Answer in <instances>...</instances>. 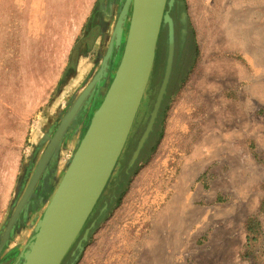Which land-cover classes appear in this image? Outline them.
<instances>
[{"label":"rangeland","instance_id":"obj_1","mask_svg":"<svg viewBox=\"0 0 264 264\" xmlns=\"http://www.w3.org/2000/svg\"><path fill=\"white\" fill-rule=\"evenodd\" d=\"M107 1L0 0V237L46 137L103 65L125 2ZM178 5L170 11L178 19L175 59L157 133L130 167L163 79L167 25L135 133L78 238L95 225L76 264H264V0ZM129 22L84 124L78 116L53 154L40 181L56 155L51 185L38 183L29 203L43 199L19 222L0 263L16 264L33 236L112 82ZM78 240L62 264L73 262Z\"/></svg>","mask_w":264,"mask_h":264},{"label":"water","instance_id":"obj_2","mask_svg":"<svg viewBox=\"0 0 264 264\" xmlns=\"http://www.w3.org/2000/svg\"><path fill=\"white\" fill-rule=\"evenodd\" d=\"M135 2L136 0H125L123 8L119 11L103 65L91 80V84L95 82L94 88L101 83L108 67L107 62L122 46L127 21H130L123 53L113 74L112 82L99 107L93 112L89 126L66 172L16 264H19L22 259L21 264H62L78 240L125 149L151 78L161 29L167 25V51L163 79L149 121L133 152L130 167L139 159L153 132L168 93L174 65L175 28L170 11L175 0H141L138 10ZM181 14L183 19L187 17L184 12ZM81 96L82 94L72 103L71 108ZM71 108L56 128L53 139L46 137L48 145L0 237V253L7 246L19 222L33 206L29 200L33 196L34 186L43 177H41L40 169L51 142L58 137L62 125L65 124L66 128L57 142V149H55L57 152L71 125L77 120V116H73L70 120ZM30 189V196L26 200ZM94 226L92 224L91 228L86 229L82 238L78 240L76 250L71 254L74 258L71 264H76L79 260ZM37 234L38 239L34 241V235Z\"/></svg>","mask_w":264,"mask_h":264},{"label":"flooded vegetation","instance_id":"obj_3","mask_svg":"<svg viewBox=\"0 0 264 264\" xmlns=\"http://www.w3.org/2000/svg\"><path fill=\"white\" fill-rule=\"evenodd\" d=\"M112 0H108L107 1V4H109L110 2H111ZM178 1L179 0H176V3H175V7H174V9L175 8H179V5H178ZM113 2L114 3H116L117 2V4L121 7V4H120V2H121V0H113ZM109 8V7H108ZM103 14V13H102ZM103 15H101V17H102ZM97 18H98V16H97ZM172 18H173V20H174V25H175V27H176V25H177V21H178V19H177V17L173 14L172 15ZM181 19L182 18H180V21H181ZM96 20V17H95V19L93 20V21H95ZM95 24H93V26H94ZM100 29H101V25H99V26H95V27H93L92 28V30H91V32H90V35H91V37H93L92 35L97 31L98 32V34H97V37H95L94 38V40H93V43L91 44L92 45V47H95V44H96V42L98 41V36L100 35ZM164 30V29H163ZM162 31V30H161ZM90 35H89V38H90ZM85 43H87L86 41H85ZM87 46L90 48V45L89 44H87ZM156 55H157V52H156ZM154 65H155V63H154ZM153 71H154V66H153ZM153 71H152V73H153ZM152 76V75H151ZM105 79H106V76H105V78H102V80H101V83H99L97 86L98 87H96V94L94 95V97L85 105V108H84V110H83V113H81L80 115H79V117H80V123L84 120V114H85V112H87V111H89L90 110V108H91V103L94 101V99H95V97H96V95H97V93L99 92V89L102 87V85L104 84V82H105ZM150 83V82H149ZM171 83H172V79H171V81H170V84H169V87H168V93H167V96H168V94H169V90H170V87H171ZM161 113H162V109H161V111H160V113H159V116H158V119H157V121H156V124H155V126H154V129H153V132L151 133V135H150V137H149V140H148V142L146 143V145H145V147H144V149H143V151L142 152H144V150H145V148L149 145V143L151 142V140L154 138V136L156 135V133H157V128H158V123L160 122V120H161ZM79 123V124H80ZM83 124H84V122H82ZM140 123V122H139ZM141 124V123H140ZM138 125V124H137ZM135 126H136V124H135ZM135 129H136V127H134L133 126V134L135 133ZM132 133V132H131ZM132 134V135H133ZM51 135H53V133L51 134ZM50 136V135H49ZM131 136V135H130ZM130 136H129V140H128V142L130 141ZM48 143V142H47ZM142 152H141V154H142ZM133 153V151L131 152V154ZM130 157H131V155H130ZM130 157L129 158H127V164H128V162H129V160H130ZM56 159H57V156L55 155V157H54V159H53V162H52V165H51V167H50V172H49V174L48 175H46V177L45 178H43V180H42V182H40L39 183V186H40V184L42 185L43 184V181H44V187H46L47 185L48 186H50L51 184H50V174H51V170L53 169V167H55V164H56ZM127 166V165H126ZM127 169V168H126ZM45 179V180H44ZM47 179V180H46ZM36 191H37V193H39V191H38V189H36ZM39 194H41L42 195V192H40ZM44 195V194H43ZM42 195V196H43ZM42 196H38L39 198H41V199H43L42 198ZM39 198L38 199H36L35 201H37L38 203H34V204H32L33 206H35V204H36V206L41 202L40 200H39ZM0 264H2V261H1V263Z\"/></svg>","mask_w":264,"mask_h":264},{"label":"bare ground","instance_id":"obj_4","mask_svg":"<svg viewBox=\"0 0 264 264\" xmlns=\"http://www.w3.org/2000/svg\"><path fill=\"white\" fill-rule=\"evenodd\" d=\"M136 8H137V10L140 8V6H141V0H136ZM92 82V81H91ZM91 82L89 83V84H91ZM89 84H88V88H85L84 90H83V92L81 93L82 94V96L80 97V99L77 101V103L74 105V107H72L71 109V112H70V114H69V118H70V120L71 119H73V116L75 117V116H79V113H81L82 112V110H84V108H85V104L87 103V102H89L88 100L90 99V97L92 96V94L94 93V91H95V88H94V86H95V82H93L90 86H89ZM63 127H62V130H61V132L59 133V135H58V137L54 140V142H51V144H50V149H49V151H48V153H47V155H46V157L44 158L45 160L43 161V163H42V166H41V169H40V173H41V177H42V175L44 174V172H45V170H46V167H47V165L48 164H50L49 162H50V160L52 159V157H53V154H54V152L56 151L55 149H57V142L59 141L58 139H59V137H61V135H62V133H63V131H64V129L66 128V125L64 124V125H62ZM55 136V135H54ZM53 139V138H52ZM51 139V140H52ZM47 180V179H46ZM44 184V183H43ZM37 185L38 184H36L35 186H34V189H33V191L35 190V188L37 187ZM32 187H33V185L31 186V189H32ZM42 188H45L44 187V185H42ZM31 189L29 190V193L27 194V196H26V200H27V198H29V196H30V192H31ZM44 193V192H43ZM36 199V198H35ZM48 215H49V213L45 216L46 218H45V220L44 221H46V219H47V217H48ZM38 239V234L35 236L34 235V241L35 240H37Z\"/></svg>","mask_w":264,"mask_h":264},{"label":"trees","instance_id":"obj_5","mask_svg":"<svg viewBox=\"0 0 264 264\" xmlns=\"http://www.w3.org/2000/svg\"><path fill=\"white\" fill-rule=\"evenodd\" d=\"M254 224L255 223L251 222L250 220L247 222V224H246V230H247L248 233H251L252 234Z\"/></svg>","mask_w":264,"mask_h":264}]
</instances>
